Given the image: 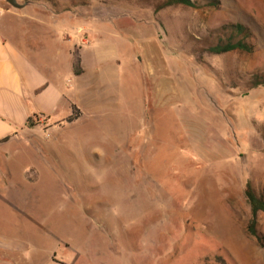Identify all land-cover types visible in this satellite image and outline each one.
Wrapping results in <instances>:
<instances>
[{
    "label": "rangeland",
    "instance_id": "1",
    "mask_svg": "<svg viewBox=\"0 0 264 264\" xmlns=\"http://www.w3.org/2000/svg\"><path fill=\"white\" fill-rule=\"evenodd\" d=\"M167 1L0 0L4 39L76 86L0 165V264H264V0ZM239 24L254 52L210 53Z\"/></svg>",
    "mask_w": 264,
    "mask_h": 264
},
{
    "label": "crops",
    "instance_id": "2",
    "mask_svg": "<svg viewBox=\"0 0 264 264\" xmlns=\"http://www.w3.org/2000/svg\"><path fill=\"white\" fill-rule=\"evenodd\" d=\"M50 71L58 75L56 69L40 66L36 58L0 34V165L16 161L20 155L17 148L30 144L25 142L35 131L31 119L40 122L37 128H41L59 119L62 108L72 110L76 92L73 73L65 79L58 75L61 83L56 84L47 75ZM10 247L0 243L3 252Z\"/></svg>",
    "mask_w": 264,
    "mask_h": 264
},
{
    "label": "trees",
    "instance_id": "3",
    "mask_svg": "<svg viewBox=\"0 0 264 264\" xmlns=\"http://www.w3.org/2000/svg\"><path fill=\"white\" fill-rule=\"evenodd\" d=\"M167 6H183L187 8L199 9L201 4L195 0H168ZM212 7V6H210ZM226 34V39H221L220 42L210 48V53L215 55H224L232 52H242L251 54L254 52V46L248 42L252 37L250 30L242 25L232 26L229 28ZM264 87V70L255 74L252 88L257 89ZM78 118L73 114L69 119L70 123H73ZM32 122V119H31ZM246 198L251 207V220L248 226L249 234L256 238L261 245H264V237L259 232V218L264 214V194H259L253 187L252 183H248L246 188Z\"/></svg>",
    "mask_w": 264,
    "mask_h": 264
},
{
    "label": "water",
    "instance_id": "4",
    "mask_svg": "<svg viewBox=\"0 0 264 264\" xmlns=\"http://www.w3.org/2000/svg\"><path fill=\"white\" fill-rule=\"evenodd\" d=\"M7 3L10 4L12 7L18 10H23L26 8L27 4H20L18 0H7Z\"/></svg>",
    "mask_w": 264,
    "mask_h": 264
}]
</instances>
